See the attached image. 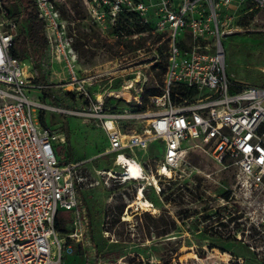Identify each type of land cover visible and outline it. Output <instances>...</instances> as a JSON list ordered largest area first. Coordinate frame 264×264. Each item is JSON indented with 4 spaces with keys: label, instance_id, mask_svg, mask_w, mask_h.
Wrapping results in <instances>:
<instances>
[{
    "label": "built area",
    "instance_id": "built-area-1",
    "mask_svg": "<svg viewBox=\"0 0 264 264\" xmlns=\"http://www.w3.org/2000/svg\"><path fill=\"white\" fill-rule=\"evenodd\" d=\"M66 1L35 0L48 40L40 74H53L57 63L65 75L56 85H44L36 82L33 64L14 55L21 21L0 0V264H63L67 240L82 244L96 259L89 215L80 203L78 164L59 158L67 135L63 125L43 123L48 113L81 118L106 133L119 170L103 175L114 184H139V192L153 187L160 194V185L173 177L164 172L173 175L182 164L183 143L190 140L200 142L220 168L235 169L246 191H264V87L229 79L223 45L239 30L240 17L264 12V0H84L93 22L111 32L122 48L137 37L131 35L134 26L166 44L163 60L154 47L148 53L139 48V66L117 60L116 66L96 72L79 67L68 30L77 21L64 20L60 9ZM159 64L165 69L161 95L149 99L158 110L136 115L118 111L121 101L142 106L148 82L143 72L153 73ZM133 85L141 100L135 106L121 97ZM179 88L186 94L178 93ZM53 89L79 108L51 105L44 94L32 96L35 90ZM125 120L148 124L139 134L125 130ZM159 142L164 148L155 172L136 152L145 153ZM61 212L73 216L69 233L55 227ZM223 255L227 264H244L231 253ZM209 259L195 254L193 264H210Z\"/></svg>",
    "mask_w": 264,
    "mask_h": 264
},
{
    "label": "rangeland",
    "instance_id": "rangeland-1",
    "mask_svg": "<svg viewBox=\"0 0 264 264\" xmlns=\"http://www.w3.org/2000/svg\"><path fill=\"white\" fill-rule=\"evenodd\" d=\"M60 9L64 20L77 21L76 27L68 25V30L83 72L114 67L117 60L137 67L139 48L148 53L154 47L164 59L166 44L156 34H140V27L134 26L131 35L137 37L126 40L128 43L122 48L120 41L112 40L111 32L103 31L93 22L84 0H67ZM238 27L235 34L223 41L228 77L241 85L264 87V12L240 17ZM37 58L39 55L35 53L33 60ZM61 72V66L55 63L53 74L47 73V80L40 77L44 79L42 84L56 85L65 77ZM159 72H143L148 78L144 94L163 87L164 76L157 77ZM41 94L51 105L79 108L65 99L61 90H35L32 96L39 98ZM136 94L137 87L133 86L124 91V98L135 106ZM147 110L158 109L149 100ZM118 111L139 113L137 107L126 101L119 103ZM42 119L50 126L63 125V130L67 126V145L59 158L78 164L82 180L80 203L87 209L92 249L97 254L95 259L82 244L67 240L63 264H180V261L193 264L195 254L199 259L210 257L207 261L210 264H227L223 262L228 260L224 253L242 257L244 264H264V191L253 194L246 191L238 183L235 169L220 168L200 142L183 143L184 161L174 170L172 180L160 185V194L153 187L146 188L145 197L153 207L143 212L138 206L130 208L142 185H117L103 175L111 169L119 170L114 167L115 154L110 152L104 131L74 116L48 113ZM147 124V120L122 123L125 130L133 129L139 134ZM163 148L164 144L159 142L145 153H136L147 168L156 172ZM127 212L132 219L126 222ZM59 217L70 232L72 214L61 212Z\"/></svg>",
    "mask_w": 264,
    "mask_h": 264
},
{
    "label": "trees",
    "instance_id": "trees-1",
    "mask_svg": "<svg viewBox=\"0 0 264 264\" xmlns=\"http://www.w3.org/2000/svg\"><path fill=\"white\" fill-rule=\"evenodd\" d=\"M3 1L5 8L11 13L12 17L17 18L21 21L20 34L16 40L14 55L20 60H26L33 64L34 71L37 76L36 82L42 84L44 82V79L40 78L42 76L40 74V62L44 56V53L47 50L48 40L45 35V24L43 20L40 18L38 10L36 9L35 0H3ZM142 30L143 29L140 28V31ZM35 53L39 55V58L33 60V55ZM156 68H154L155 71L157 70L160 71L159 73H157V77L164 76L165 74L164 67L161 64H159ZM178 93L182 95L186 94L183 88H179ZM158 95H161L160 90H151L145 93L142 100V106H136L138 108V111H146L150 97L158 96ZM64 130L65 132L68 133L66 125ZM84 202L86 203L85 200ZM55 227L58 232L69 233V229L65 228V224L62 221V219L59 217V214L57 215L55 220ZM238 258H242V257H238Z\"/></svg>",
    "mask_w": 264,
    "mask_h": 264
},
{
    "label": "bare ground",
    "instance_id": "bare-ground-1",
    "mask_svg": "<svg viewBox=\"0 0 264 264\" xmlns=\"http://www.w3.org/2000/svg\"><path fill=\"white\" fill-rule=\"evenodd\" d=\"M133 86L132 87H128L126 90H129V89L133 88ZM136 95L137 96L134 98V100L137 103H140V101H141L140 97L138 96V94H136ZM121 97L124 98V91L122 92ZM123 160H125V158L122 157L121 161H123ZM129 164L133 165L132 163H129ZM132 168H133V166H132ZM163 175H165L166 177H171L172 173L169 170H166ZM134 206H138L139 209L141 211H143V212H149V211L152 210L153 204L145 197L144 192H138L137 198H136L134 204L130 206V208L134 207ZM125 216H126V218H124V221H126V222L130 221L132 219V216L130 215L129 212H127V214H125Z\"/></svg>",
    "mask_w": 264,
    "mask_h": 264
}]
</instances>
